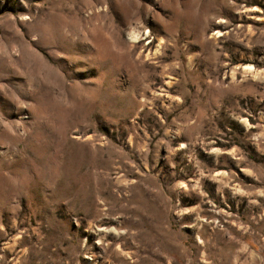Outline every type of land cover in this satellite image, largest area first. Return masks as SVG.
<instances>
[{
    "label": "rangeland",
    "instance_id": "obj_1",
    "mask_svg": "<svg viewBox=\"0 0 264 264\" xmlns=\"http://www.w3.org/2000/svg\"><path fill=\"white\" fill-rule=\"evenodd\" d=\"M0 264H264V0H0Z\"/></svg>",
    "mask_w": 264,
    "mask_h": 264
}]
</instances>
